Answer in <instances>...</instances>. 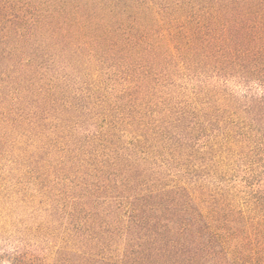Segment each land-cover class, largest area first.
Masks as SVG:
<instances>
[{
    "label": "trees",
    "instance_id": "trees-1",
    "mask_svg": "<svg viewBox=\"0 0 264 264\" xmlns=\"http://www.w3.org/2000/svg\"><path fill=\"white\" fill-rule=\"evenodd\" d=\"M242 160L264 0H0V264H264V193L211 188Z\"/></svg>",
    "mask_w": 264,
    "mask_h": 264
},
{
    "label": "rangeland",
    "instance_id": "rangeland-1",
    "mask_svg": "<svg viewBox=\"0 0 264 264\" xmlns=\"http://www.w3.org/2000/svg\"><path fill=\"white\" fill-rule=\"evenodd\" d=\"M237 96L244 102H248L253 97H261L263 92L258 87L246 89L243 87L236 88ZM248 164L250 163V159ZM260 160V155L253 156V162ZM242 161L231 163V171L228 174L219 176L215 181V187H211L220 193H226L238 197L240 201L248 200L249 193L253 190L264 193V165H255L251 168L242 166ZM245 164H247L245 162ZM247 164V165H248ZM18 214V212H17ZM19 238L10 233H3L0 235V253L4 251L15 252L18 250ZM45 245H42L39 250H44ZM38 249V248H37Z\"/></svg>",
    "mask_w": 264,
    "mask_h": 264
}]
</instances>
